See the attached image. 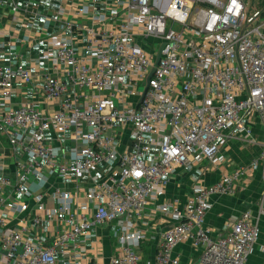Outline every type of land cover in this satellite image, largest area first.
Wrapping results in <instances>:
<instances>
[{
  "label": "built area",
  "instance_id": "2783aa9c",
  "mask_svg": "<svg viewBox=\"0 0 264 264\" xmlns=\"http://www.w3.org/2000/svg\"><path fill=\"white\" fill-rule=\"evenodd\" d=\"M40 4L12 0V19L23 27H0V134L25 157L11 170L0 155V264H140L150 205L172 220L154 264H180L173 251L189 239L200 248L198 264H249L260 235L252 212L216 237L205 217L212 195L235 194L237 182L259 169L263 211L264 139L250 163L211 185L199 183L195 164L222 162L231 138L253 142L246 126L253 117L264 126V7L250 13L247 0H81L45 18V29H59L40 55L25 58L17 40L31 48L41 42L19 13ZM149 38L162 41L158 65L155 44H140ZM31 82L38 89L16 105L17 84ZM178 167L197 172L183 207L159 202ZM51 176L55 204L48 206L42 186ZM44 223L51 232L36 234ZM110 225L118 253L104 263L88 244L96 227Z\"/></svg>",
  "mask_w": 264,
  "mask_h": 264
},
{
  "label": "crops",
  "instance_id": "0c3cea01",
  "mask_svg": "<svg viewBox=\"0 0 264 264\" xmlns=\"http://www.w3.org/2000/svg\"><path fill=\"white\" fill-rule=\"evenodd\" d=\"M19 6H23L29 0H15ZM40 7L34 13H19L21 18H29L33 21V32L40 38V48H31L21 40H17L19 50L24 54L25 58L37 57L45 48L46 38L57 32L59 29L58 24L49 25L48 30L44 28L47 23L45 18L53 16L58 8L62 5L53 4L55 0H40ZM68 3V7L81 5V0H65ZM264 7V0L261 2ZM3 6H0V27L7 28L11 32L14 29H22V22L14 21L12 19L14 10L12 9V0H4ZM55 6V9L53 8ZM101 10L106 8L101 5ZM258 9V8H257ZM70 18L68 21H72ZM84 23L90 24L87 20ZM77 35V33L75 32ZM71 32L68 30L66 36H70ZM81 35V34H80ZM79 35V36H80ZM159 51V49H158ZM26 66L35 71V68L31 66V63L25 61ZM47 64L44 63L38 70H46ZM39 84L37 82H31L28 84L18 83V94L14 97V102L19 105L25 102L28 98L38 89ZM39 96V95H37ZM247 129H249L251 139L253 142L243 141L240 138H231L222 147L221 154L224 160L220 163L213 164L208 161H202L195 164L197 169L201 170V174L198 175L199 183L203 185H211L217 182L222 175L230 173L233 169L250 163V161L259 154L262 149V141L264 139V126L261 120L257 117H253L252 120L247 122ZM248 134L245 130L240 134L244 137ZM128 138V137H127ZM126 140L125 135L122 137V141ZM0 155L5 158L6 162L10 165L11 170L14 167L16 159L23 158L20 154L14 155L11 147L9 146L6 138L0 134ZM194 175H197L196 171H185L182 167H178L169 179V183L166 187V193L160 197L159 202H168L183 207L192 193V187L196 183ZM53 176L50 177V181L42 186V192L47 197V205L55 204V201L50 199V190L54 183H56ZM63 186V183H60ZM237 190L235 194H214L210 198L211 208L206 214L205 224L211 229L213 237L221 233H226L235 217L240 215L246 210L252 212V216L255 222L260 227V235L255 243L253 250L249 256V264H264V205L263 211H261L260 198L263 193V183L261 179V172L255 170L253 173L243 177L236 186ZM34 194L40 192V188L34 186ZM153 206L150 205L146 212L145 224L142 228L146 233V238L141 242V261L140 264H154L155 255L160 247L162 233L170 226L172 220L168 215H163L160 212L154 211ZM51 227L44 223L43 225L35 229L36 234H43L45 229L49 234ZM115 226H98L94 229L95 236L88 244L89 255L92 258H99L104 263H108L109 260L118 253L117 240L113 236ZM35 234V233H34ZM173 255L179 258L180 264H198V258L200 255V248L194 246L191 239L179 244L173 251Z\"/></svg>",
  "mask_w": 264,
  "mask_h": 264
},
{
  "label": "rangeland",
  "instance_id": "374dc122",
  "mask_svg": "<svg viewBox=\"0 0 264 264\" xmlns=\"http://www.w3.org/2000/svg\"><path fill=\"white\" fill-rule=\"evenodd\" d=\"M262 0H247V11L248 12H253L255 11L257 8L262 7L261 2ZM54 5H56L58 7V5L62 4L64 6H67L68 3L65 0H55L53 2ZM53 5V8L55 9V6ZM175 28L178 29L179 26L175 25ZM154 43L155 44V48L152 50L149 48L148 45ZM162 41L158 38H149V39H145V40H141L140 44L142 46H144L146 49H150L154 54L158 51L160 45H161ZM144 88L143 86L140 87V91H142Z\"/></svg>",
  "mask_w": 264,
  "mask_h": 264
},
{
  "label": "water",
  "instance_id": "95a60500",
  "mask_svg": "<svg viewBox=\"0 0 264 264\" xmlns=\"http://www.w3.org/2000/svg\"><path fill=\"white\" fill-rule=\"evenodd\" d=\"M161 49H162V46L160 48V50L158 51V54H157V57H156V60H155V65H158L159 63V60H160V57H161ZM154 72V69L151 71L149 77H148V80L151 78L152 74Z\"/></svg>",
  "mask_w": 264,
  "mask_h": 264
}]
</instances>
